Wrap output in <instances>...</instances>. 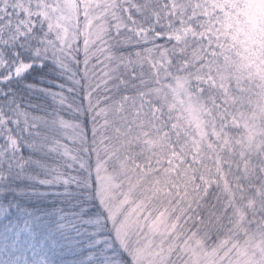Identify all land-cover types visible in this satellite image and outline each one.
<instances>
[{"label":"trees","instance_id":"16d2710c","mask_svg":"<svg viewBox=\"0 0 264 264\" xmlns=\"http://www.w3.org/2000/svg\"><path fill=\"white\" fill-rule=\"evenodd\" d=\"M12 1L18 16L0 41L15 37L36 64L0 84V109L22 124L19 146L0 158V264L39 256L42 264H138L134 231L119 245L123 216L99 199L107 174L135 204L145 194L139 224L157 216L168 224L162 264H191L188 253L193 264H264V82L252 69L257 50H245L253 43L233 31L213 55L202 41L128 31L130 22L156 29L155 14L178 0H112L98 10L74 0L68 45L43 0ZM100 9L104 34L87 47L84 25ZM205 75L212 79L198 88ZM165 140L172 155L185 145L190 152L168 158V202L126 173L133 160H161Z\"/></svg>","mask_w":264,"mask_h":264},{"label":"rangeland","instance_id":"374dc122","mask_svg":"<svg viewBox=\"0 0 264 264\" xmlns=\"http://www.w3.org/2000/svg\"><path fill=\"white\" fill-rule=\"evenodd\" d=\"M107 1L112 0H89L91 5H94L98 10ZM178 6L168 7L163 4L162 15L155 14L156 21L162 22L156 29L147 26H135L130 22L128 31L132 32L136 37L146 36L149 31H162L166 39L173 41L176 44H183L192 40L205 42V48L215 55L223 44L227 33L236 32L239 37L243 34L245 38L243 43H253L251 46L247 44L245 50L253 53L252 50H257L251 56L253 71L264 82V0H178ZM42 13L46 18L60 29L62 39H66V43L71 45L74 42L73 25L76 20L75 2L74 0H43ZM104 10L93 13L88 22L84 25V34L86 37V46L89 47L92 38L98 39L104 34ZM18 16V7L12 0H0V35L4 29H9V22L13 21ZM37 18H31L28 22H35ZM156 24V22H153ZM13 35H16L15 33ZM7 41H0V84H5L10 81H17L23 78L35 62L27 54L18 53V49L23 53V49L16 44L15 37H7ZM238 39V38H237ZM241 42V41H240ZM239 43V41H238ZM242 43V42H241ZM245 45V44H244ZM209 76H200L196 86L208 82ZM233 125L235 122L230 121ZM228 122V123H230ZM230 123V125H231ZM255 124V122L253 123ZM22 124L12 115H8L0 109V158L10 153L19 146V133ZM166 135L163 132V136ZM199 139H202L203 132L199 133ZM21 140V138H20ZM166 141V140H165ZM163 146H159L161 152V160L143 161L130 163L126 167L128 176H132L137 185L142 188V192L154 197V201L168 202V164L171 160L180 153L189 154V150L185 146H181L180 150L168 153V142ZM154 146V145H153ZM157 147V146H156ZM187 156L186 159H191ZM186 161L185 156L181 158ZM179 162V163H180ZM172 168L177 170L176 164ZM192 175L200 169L198 165L190 168ZM160 172V173H159ZM159 173V174H158ZM190 175V176H192ZM113 178L108 174L99 180V199L105 208H108L113 218L123 216L116 230L117 241L119 245L128 243L134 231V261L138 264H162L161 258H158V253L161 252L162 241L168 235V224L161 223V219L157 216L156 220L149 225L142 226L138 223V212L141 211L142 201L145 197L138 196L140 201L135 204V199L129 195H122L121 190H117V185L114 184ZM179 180H173L171 183L177 184ZM140 190V189H139ZM145 191V192H144ZM137 196V195H136ZM148 197V196H147ZM113 202V203H111ZM130 232V233H129ZM18 235L19 233H13ZM12 235V234H11ZM165 236V237H164ZM12 237V236H11ZM27 250L25 252L27 253ZM194 254H187L188 261L196 262L193 258ZM31 257H27L30 260ZM35 264H42L44 258L39 256L36 258ZM193 261L190 262L193 264ZM33 264V263H32ZM197 264L199 261L197 260ZM203 264V263H201Z\"/></svg>","mask_w":264,"mask_h":264}]
</instances>
